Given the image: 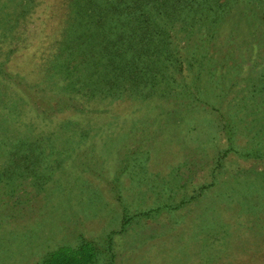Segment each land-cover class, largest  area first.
I'll return each instance as SVG.
<instances>
[{
  "label": "rangeland",
  "instance_id": "1",
  "mask_svg": "<svg viewBox=\"0 0 264 264\" xmlns=\"http://www.w3.org/2000/svg\"><path fill=\"white\" fill-rule=\"evenodd\" d=\"M80 2L0 0V264H264V0L136 60Z\"/></svg>",
  "mask_w": 264,
  "mask_h": 264
},
{
  "label": "trees",
  "instance_id": "2",
  "mask_svg": "<svg viewBox=\"0 0 264 264\" xmlns=\"http://www.w3.org/2000/svg\"><path fill=\"white\" fill-rule=\"evenodd\" d=\"M233 2L234 0H81L80 5L87 8L85 12L91 18L93 16L92 21L96 23L93 27L102 30L98 33L112 35L103 29L106 18L111 23L122 26L119 37L115 35L111 52L117 58L136 60L149 57L156 48L162 49L163 42L166 45V37L157 25V19L168 22L197 19L215 25L222 20ZM117 42L121 43L116 44ZM91 249L88 243L72 252L61 249L49 255L43 263L86 264L88 257L92 255Z\"/></svg>",
  "mask_w": 264,
  "mask_h": 264
}]
</instances>
